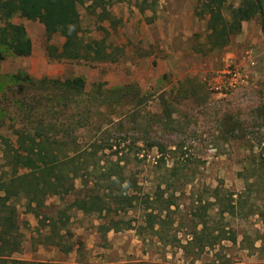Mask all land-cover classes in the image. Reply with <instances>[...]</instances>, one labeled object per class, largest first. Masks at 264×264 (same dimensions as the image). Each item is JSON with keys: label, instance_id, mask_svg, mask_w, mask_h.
Returning a JSON list of instances; mask_svg holds the SVG:
<instances>
[{"label": "rangeland", "instance_id": "374dc122", "mask_svg": "<svg viewBox=\"0 0 264 264\" xmlns=\"http://www.w3.org/2000/svg\"><path fill=\"white\" fill-rule=\"evenodd\" d=\"M240 1L226 0L223 14L228 16ZM195 4L196 0H154L136 7L133 1H123L110 7L107 19L81 6L80 36L83 42H92L93 49L80 59L49 56L47 46L60 49L63 38L47 39L42 23L14 17L26 28L32 52L16 57L0 47V138L14 142L17 130L40 126L44 113L57 129H64L62 145L52 148L55 152L77 164L118 162L123 176L136 185L133 190L154 195L159 186V208L167 200L171 205L160 212L165 220L161 232L155 233L146 227L148 221L139 208L103 216L85 214L70 206L72 195L47 194L33 212L26 197L10 188L6 192L16 205L21 240L12 259L66 264L262 261L263 257L249 256L239 241L246 234L249 243L264 246V212L246 218L213 217L216 207L211 202L215 190L221 200L230 192L235 199L244 186V166L261 152L264 156V18L243 22L225 46L211 49L206 20L195 15ZM227 66L243 70L242 85L225 87L222 71ZM16 74L61 80L80 76L86 95L62 99L50 95L41 111L31 101L32 87L11 78ZM96 84H101L100 92ZM161 99L171 108L169 122L163 117ZM225 114L239 121L246 137H222L220 120ZM155 143L162 153L150 147ZM4 148L0 146V184L13 174L2 157ZM71 169V164L66 166ZM2 190L0 185V194ZM205 220L213 228L233 229L237 243L222 241L196 259L191 247L184 253L181 246L190 240L194 225ZM54 222L59 230H52ZM153 222L158 228L159 220ZM99 224L110 228L104 237Z\"/></svg>", "mask_w": 264, "mask_h": 264}, {"label": "trees", "instance_id": "16d2710c", "mask_svg": "<svg viewBox=\"0 0 264 264\" xmlns=\"http://www.w3.org/2000/svg\"><path fill=\"white\" fill-rule=\"evenodd\" d=\"M123 1L129 3L133 1L136 7L149 6L154 2V0H0V47L16 57L31 54L32 42L26 28L22 23L13 21L14 17L18 16L42 23L47 39L54 35L63 38L60 49L54 45L47 46L49 56L83 58L90 55L93 44L83 42L81 39L80 7L84 6L93 15L98 11L97 16L100 19H107L110 7ZM225 3L226 0H196L194 12L196 16L206 20L207 45L211 49L225 46L230 37L241 29L243 22L256 17L264 18V0H241L238 6L231 8L228 16L223 14ZM11 78L19 85L24 83L32 87L30 88L34 90L35 96L31 101L35 103V108L41 111L46 106L43 100H47L50 95L57 99L70 95L73 98L86 95L85 81L80 76L61 80L47 76L34 79L26 74H16ZM123 88L128 89L127 86ZM123 88L120 87L119 90ZM95 90L100 92L101 84H96ZM18 104L23 106L24 101L19 100ZM161 105L164 119L171 121L172 111L167 106V101L161 99ZM49 117L43 113L39 120L41 125L36 126L33 131L17 130L14 142L5 137L0 138V146H5L2 157L7 159V165L12 168L13 173L9 178H3L0 184L3 187V194H0V264H66L11 258L12 254L19 252L21 240L17 231L16 205L10 201L11 198L6 192L10 188L26 197L27 207L33 212L42 206L43 196L47 194L72 195L73 201L70 206L85 214L103 216L105 213H127L131 209L139 208L146 216L148 230L160 233L165 220L161 219L160 212L169 209L171 202L167 200L166 206L159 208V199L162 198V195H159V186L154 195L145 192L138 194L139 191L132 189V185L133 187L136 185L130 184L123 176V170L118 162L110 166L100 165L99 162L77 164L72 158L66 159L61 156V152H55L52 148L55 145H62L64 129L60 128V124L57 129ZM44 123L49 124V127ZM220 127L221 135L225 139H243L247 135L239 121L228 114L220 120ZM150 147H155L158 154L162 153L159 143ZM258 156L250 160L251 163L247 167L244 166L241 174L244 186L241 192L235 193L237 195L235 199L230 192L226 200H221L215 190L211 202V205L216 207H213L216 209L213 217L240 215L246 218L264 212V156L262 152ZM70 164L72 169L68 171L66 166ZM174 170L172 167L169 171L172 173ZM90 177H93V180ZM78 179L80 187L77 188ZM74 192H77V195ZM260 198L263 199V204H257ZM32 203H35V207ZM157 219L159 226L155 229L153 221ZM55 222L51 224L52 230H59ZM213 227L207 220L194 225V229L189 233L190 240L181 246L182 251L185 253L191 247L197 259L199 255L214 249L222 241L237 243V234L233 229L226 231L225 228ZM97 229L102 237L110 230L106 224H99ZM239 243L243 250L250 251L249 256L264 258L263 244L257 247L253 242L249 243L246 234ZM69 251L70 248L64 250ZM263 258L262 261L255 260L242 264H264ZM209 264L215 263L212 261Z\"/></svg>", "mask_w": 264, "mask_h": 264}, {"label": "built area", "instance_id": "2783aa9c", "mask_svg": "<svg viewBox=\"0 0 264 264\" xmlns=\"http://www.w3.org/2000/svg\"><path fill=\"white\" fill-rule=\"evenodd\" d=\"M222 73L226 75L223 81L226 88H234L245 82V73L239 66H227Z\"/></svg>", "mask_w": 264, "mask_h": 264}]
</instances>
